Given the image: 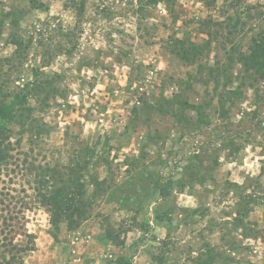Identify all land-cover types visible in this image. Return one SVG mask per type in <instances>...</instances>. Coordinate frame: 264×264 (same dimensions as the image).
<instances>
[{
  "label": "rangeland",
  "instance_id": "374dc122",
  "mask_svg": "<svg viewBox=\"0 0 264 264\" xmlns=\"http://www.w3.org/2000/svg\"><path fill=\"white\" fill-rule=\"evenodd\" d=\"M0 108V264H264V0H0Z\"/></svg>",
  "mask_w": 264,
  "mask_h": 264
},
{
  "label": "trees",
  "instance_id": "16d2710c",
  "mask_svg": "<svg viewBox=\"0 0 264 264\" xmlns=\"http://www.w3.org/2000/svg\"><path fill=\"white\" fill-rule=\"evenodd\" d=\"M255 51L256 53L259 52L258 48H256ZM251 61L253 62L252 65H255V56L251 59ZM0 115H2L1 118L7 117L8 120L12 118V114L10 112L8 113L5 108H0ZM1 143L2 142L0 141V167L6 153V150L1 149ZM43 201V205L47 207L48 211L51 213V224L56 229L61 221L66 222L69 230L75 229L79 222L85 218V214L87 212V204L84 202L82 192L68 193L66 187L58 188L57 190L44 195ZM0 206H3L1 200ZM3 225L4 227H8L6 222H3ZM6 247H9L7 250L8 254L13 255L12 252L16 249V247L12 244H7ZM2 259L5 260V253L2 255ZM7 264H9V262H7Z\"/></svg>",
  "mask_w": 264,
  "mask_h": 264
}]
</instances>
